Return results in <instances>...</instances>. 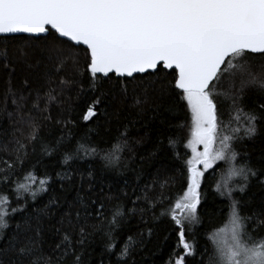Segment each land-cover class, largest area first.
<instances>
[{"label": "snow or ice", "instance_id": "obj_1", "mask_svg": "<svg viewBox=\"0 0 264 264\" xmlns=\"http://www.w3.org/2000/svg\"><path fill=\"white\" fill-rule=\"evenodd\" d=\"M0 37L3 38L0 39V63L6 69L11 67L15 71L10 53L13 41L24 42L19 47V56L26 63L28 53L24 46L43 39L52 42L51 46L45 45V50L50 53L49 59H52L51 53L57 54V72L70 58L62 55L61 46L67 45L69 52L75 50L77 55L83 52L85 71L91 77L93 90L97 82L116 78L114 82L121 84L125 97L128 83L170 74L172 80L168 83L172 85L174 96L186 103L190 113V136L186 147L190 149L191 157L180 158L185 165L182 171L187 181L186 190H177L162 213L169 215L178 229L175 246L178 251L172 253L169 264H196L194 259L188 258L201 253L197 251L195 241L189 240L186 231L200 223L197 208L203 195L201 183L206 179L205 173L214 170L220 162L228 167L226 176L216 184L215 191L229 200V219L227 229L222 227L208 236L214 246L209 264H264V236L253 234L264 229V208L247 216L242 215L240 201L233 197L236 191L243 194L252 180L264 184V179H261L264 169H257L249 161L240 159L233 146L236 141L255 137L262 117L240 107L236 103L240 97L236 94L232 97L235 115L230 114L229 123L225 125L218 118L214 102L215 95L225 94L217 91L225 74L249 77L241 80V91L249 84L264 88V80L253 75L246 65L249 53L264 54V0H0ZM76 62L73 60V63ZM165 70H171V73ZM147 90V87L143 89L144 96L133 97L134 107L142 108L148 103ZM23 99L21 96L20 100ZM39 99L38 96L37 103L33 104L36 109H39ZM54 99V96L48 95L49 103ZM101 102V98L97 97L86 103L81 113L86 125L99 120ZM13 103L19 106L15 98ZM259 107L264 111V104ZM27 138L33 141L38 138L35 125L31 126ZM128 140L126 126L112 141L104 142V147L92 143L88 136L77 141L74 150L66 151L62 162L67 165L74 159H99L103 169L119 171L122 153L129 148ZM63 141L62 137L57 145L62 147ZM16 143V161L21 163L20 153L26 145L19 140ZM174 145L175 142L170 141L173 151ZM200 146L202 151L198 150ZM42 147L48 155L55 151L45 145ZM8 169L0 183L8 181L13 165H8ZM57 177L61 181L73 180L67 172L58 173ZM235 178L239 179L233 183ZM84 179L81 176V187ZM86 179L89 182L87 191L93 192L96 183L92 167H89ZM15 183L13 191L17 200L23 199V193H28L35 200L38 194L49 190L51 178L47 175L39 177L30 171ZM34 184H38L35 190L32 188ZM124 195L127 196V193ZM111 199V195L105 196L103 187L96 192L95 198L77 192L64 214L67 219L60 221L67 226V230L61 234L60 229H56L62 239L55 246L57 254L53 259L43 253L42 226L39 222L35 228L27 222L24 226L17 224L16 231L6 235L9 228L6 217L24 209L10 207L8 196L0 195V264H66V261L69 264H86L84 248L93 234L88 231L89 221H100L92 227L102 230L103 221L107 218L105 201ZM144 199L148 201L149 208L155 206V199L148 196ZM56 202L53 198L49 203ZM132 203L135 204V201ZM73 208L75 211H72ZM48 211L51 214V210ZM130 211L135 213L136 208ZM140 211L143 213L144 209ZM124 216L125 211L119 204L111 209L105 248L114 255L119 242L113 233ZM74 236L77 238L74 239ZM136 246L137 241L128 236L118 249L116 264H128Z\"/></svg>", "mask_w": 264, "mask_h": 264}, {"label": "trees", "instance_id": "obj_2", "mask_svg": "<svg viewBox=\"0 0 264 264\" xmlns=\"http://www.w3.org/2000/svg\"><path fill=\"white\" fill-rule=\"evenodd\" d=\"M51 43L36 39L31 46L25 45L24 50L28 53L25 63L19 56V47L24 42L13 41L10 53L15 71L11 67L4 68L3 63H0V181L9 170L8 165L14 167L8 181L0 183V195L8 196L10 207L24 209L6 217L9 222L6 235L15 232L17 224L24 226L27 222L35 228L39 222L42 226L43 253L54 259L57 254L55 246L60 243L61 234L67 230V226L60 221L67 219L64 214L75 200L77 192L95 198L96 192L103 187L105 196L111 195L112 199L105 201L107 218L103 221L102 230L97 231L92 227L100 224V221H89L88 231L93 234L84 248L86 264H101V261L103 264H116L118 249L128 236L137 241L136 250L128 264H169L172 253L178 251L175 248L178 229L170 216L162 213L170 205L171 197L177 190H186L187 181L182 171L185 165L180 158L191 157L190 149L186 147L190 136V113L186 103L174 96L172 85L168 83L172 76H150L143 82L136 80L128 83L126 97L121 91V84L114 82L116 78H105L97 82V87L93 90L91 77L85 71L86 58L83 52L80 51L77 55L75 50L69 52L67 45H62V55L70 58L62 70L57 72V54L51 53L52 59H49L50 53L45 50V45L51 46ZM73 60L77 62L73 63ZM246 65L253 75L264 80V54L249 53ZM165 71L171 73V70ZM247 79V75L237 74L231 77L225 74L217 89L225 94L215 95L214 102L218 118L225 125L229 123L230 114L235 115L232 97L236 94L240 97L236 101L240 107L261 115L257 135L251 139L236 141L233 146L240 154V159L249 161L257 169H264V111L259 107L264 104V88L249 84L243 86L241 91V80ZM62 80L66 83H61ZM151 81L156 82L150 84ZM145 87L148 89V103L142 108L134 107L133 97L144 96ZM49 94L55 97L51 103L48 102ZM21 96L24 97L23 100H20ZM38 96L39 109H36L33 104L37 103ZM97 97L102 101L99 120L96 123L87 122L86 125L81 119V113L86 103ZM13 98L18 101L19 106L13 103ZM32 125L38 129V138L34 141L27 138ZM180 125L186 127L182 128ZM125 126L128 128L129 148L122 153L119 171L103 169L99 159H74L67 165L62 162L66 151L74 150L77 141L82 138L90 136L92 143L104 147V142L112 141ZM62 137L63 146L59 147L57 141ZM17 140L26 145V149L20 153L21 163L16 161ZM170 141L175 142V151L170 146ZM42 145L55 151L48 155ZM81 155L83 156V152ZM89 167L93 168L95 176L96 188L93 192L87 191L89 182L86 176ZM227 167L228 165L220 162L214 170L205 173L206 179L201 183L203 195L197 208L200 223L186 231L189 240L195 241L197 251L201 253L188 258L194 259L196 264H209L214 246L208 236L215 230L228 226L230 202L227 197H222L215 191L216 184L226 176ZM30 171L39 177H50L49 190L38 194L35 200L28 193H23V199L17 200L13 191L15 182L22 180L24 174ZM65 172L73 176L71 182L58 179L57 174ZM81 176L85 177L83 187ZM238 179L235 178L233 183ZM32 188L37 189L38 184L32 185ZM145 196L155 199L154 207H148ZM233 197L240 201L242 215L259 212L264 208V184L252 180L243 194L236 191ZM53 198H56V204L49 203ZM117 204L125 211V216L113 233L119 242L114 255L106 251L105 233L111 219V209ZM133 207L136 208L135 213L130 211ZM140 209H144V212ZM177 214L179 215V210ZM56 229H60L61 234H57ZM253 234L264 236V229ZM75 238L77 237L74 236ZM66 264L69 262L66 261Z\"/></svg>", "mask_w": 264, "mask_h": 264}, {"label": "rangeland", "instance_id": "obj_3", "mask_svg": "<svg viewBox=\"0 0 264 264\" xmlns=\"http://www.w3.org/2000/svg\"><path fill=\"white\" fill-rule=\"evenodd\" d=\"M228 76V75H227ZM228 78V77H227ZM218 146V145H217ZM198 150L199 151H202L203 150V148H202V146H200L199 148H198ZM202 167V166H201ZM228 227V226H227ZM227 227L225 228V229H227ZM225 235H227V232H225Z\"/></svg>", "mask_w": 264, "mask_h": 264}, {"label": "water", "instance_id": "obj_4", "mask_svg": "<svg viewBox=\"0 0 264 264\" xmlns=\"http://www.w3.org/2000/svg\"><path fill=\"white\" fill-rule=\"evenodd\" d=\"M0 38H2V37H0ZM80 47V46H79ZM81 47H83V46H81ZM250 54H253V55H261V53H250ZM223 67V66H222Z\"/></svg>", "mask_w": 264, "mask_h": 264}]
</instances>
